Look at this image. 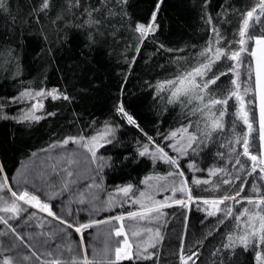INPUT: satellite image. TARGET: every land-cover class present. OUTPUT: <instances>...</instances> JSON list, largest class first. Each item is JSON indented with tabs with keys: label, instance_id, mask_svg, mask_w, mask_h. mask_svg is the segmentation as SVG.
Returning <instances> with one entry per match:
<instances>
[{
	"label": "snow or ice",
	"instance_id": "snow-or-ice-1",
	"mask_svg": "<svg viewBox=\"0 0 264 264\" xmlns=\"http://www.w3.org/2000/svg\"><path fill=\"white\" fill-rule=\"evenodd\" d=\"M164 4L153 0L146 15L136 19L129 0H36L29 5V20L51 21L57 32L63 29L60 22L83 29L85 55L100 38L118 37L116 25L130 33L121 50L129 67L110 114L85 117L75 110L77 95L67 85L49 86L46 75L39 82L18 79L23 75L19 32L7 46L0 45V68L10 69V78L18 80L15 94L0 97V120L38 130L49 118L71 110L67 126L53 130L47 144L26 153L18 166L9 169L7 157L0 155V264H159L162 225L170 215L166 210L178 205L190 212L194 202L205 220L214 219L188 247L185 216L179 264H204L201 253L210 236L213 264H233L238 253L249 257V264H264V0L243 10L230 4L215 14L211 0H200V20L209 35L184 47H172L157 36ZM12 11L10 0H0V12L11 16ZM229 11L239 16L231 38L221 28ZM41 38L46 43L40 52L54 60V43H47L46 34ZM145 41L172 55L154 65L158 75L142 87L151 90L158 110L163 102V111L173 105L181 113L171 122L158 120L152 131L124 99V85ZM245 54L251 86L242 87ZM225 83L229 87L222 88ZM10 106L18 107L9 111ZM237 121L246 126L240 132ZM127 125L140 134L133 138V150L109 154L124 145ZM206 158L210 163L202 166ZM141 160L150 170L136 183L108 184L109 171ZM194 188L208 194L194 193Z\"/></svg>",
	"mask_w": 264,
	"mask_h": 264
},
{
	"label": "trees",
	"instance_id": "trees-1",
	"mask_svg": "<svg viewBox=\"0 0 264 264\" xmlns=\"http://www.w3.org/2000/svg\"><path fill=\"white\" fill-rule=\"evenodd\" d=\"M13 5L12 15L0 12V45L7 46L9 40H13L19 32L23 48L21 58L23 64V75L18 79L25 82L32 80L39 82L42 76L46 75L49 86L54 84L67 85L70 91H73L78 97L75 107L76 111L83 113L85 117L89 114L102 116L110 114V110L116 103L119 95L118 89L123 82V76L129 65L125 63L121 56V50L130 33L126 32L119 25H116L119 32L118 37L106 35L100 38L101 42L91 55H85L87 49L85 45L88 43L86 33L83 29L75 27L73 22H60L63 29L59 32L55 30L51 21L38 22L29 20V5L36 0H10ZM64 4L66 0H59ZM153 0H129L133 18H143L148 9L152 6ZM254 0H211L210 9L215 12L221 8L228 9V5L243 10L244 5H250ZM200 0H165V4L161 8L158 21L161 24V30L157 33L159 39L172 47H184L185 44H200L209 33L202 27L200 20L199 5ZM227 21H231L228 23ZM239 21V16L235 12H228L227 20L221 24V28L231 38V34ZM48 35L47 43H54L57 49L55 59L49 60L46 52H40L45 46L42 35ZM57 35L66 37L63 40L57 39ZM158 45L145 41L141 48L140 56L137 57L135 65H132L131 73L127 77V83L124 85V99L131 110L141 120L142 126L149 131L154 130L158 120H168L169 122L180 119L181 113L178 107L167 105V111L162 109L165 107L163 102L159 106H155L151 97V90L142 87L145 80H150L157 76L159 69L154 65L159 62L161 64L167 61L172 53L164 50L156 51ZM39 53V55H37ZM131 55V49L129 50ZM245 54V66L242 69L241 82L242 87L251 86V82L247 81V65L248 59ZM143 58V59H142ZM251 62L254 64V57ZM222 63V62H221ZM4 68H0V97L11 96L15 94L18 88V80L10 78L8 72ZM221 77V80H225ZM221 82L217 81L219 85ZM227 88V83L221 85ZM251 94L249 93V96ZM59 102H50L52 106ZM231 106L232 101H229ZM18 106H10L9 111H15ZM233 109L230 107L227 119L231 121L233 117ZM71 119V110H66L62 115L55 118H49V121L43 127L38 126V130L25 129L12 121L0 120V155H4L8 160V167L12 169L18 166V161H23L24 156L31 150H38L50 140L51 133L61 125L67 126V121ZM43 124V122H42ZM246 126L242 122L237 121V132L242 131ZM127 135L123 138L124 145L117 147L111 153L115 156L117 153H126L133 150L132 141L134 137L139 136V132L131 125H127L123 130ZM257 135L256 127L252 133L253 138ZM215 146L213 152H215ZM223 150V149H220ZM246 159V158H243ZM210 161L206 158L202 166H207ZM150 170V164H146L141 160L140 163H133L128 167L119 168L115 171H109L108 184H120L123 181H131L136 183L138 179ZM164 171V169H160ZM199 175V173H198ZM251 182V177L249 178ZM191 182V181H190ZM143 187V185H140ZM249 189L246 188L245 191ZM203 192L201 188H194V193ZM106 193L101 194V198H105ZM54 207H59L54 203ZM170 213L167 224L162 225V232L165 239L158 251L159 264H179L176 253L178 251L179 238L185 229V216H187V232L189 241L187 246L191 247V239L200 237L211 227L209 217L205 220V213L198 209L196 203H193L191 211L183 209L180 206H173L167 209ZM174 213V215H171ZM107 213H101L106 215ZM201 221H204L201 223ZM213 237H208L204 242V250L201 253V260L204 264H213L211 258V246L209 241ZM97 245L99 244L96 242ZM125 264H152V261L125 262ZM199 264V261H197ZM233 264H249V257L245 255H237L233 258Z\"/></svg>",
	"mask_w": 264,
	"mask_h": 264
},
{
	"label": "rangeland",
	"instance_id": "rangeland-1",
	"mask_svg": "<svg viewBox=\"0 0 264 264\" xmlns=\"http://www.w3.org/2000/svg\"><path fill=\"white\" fill-rule=\"evenodd\" d=\"M163 194H161V196H162ZM96 242H98L99 244L98 245H100V243H101V241L100 240H97Z\"/></svg>",
	"mask_w": 264,
	"mask_h": 264
},
{
	"label": "crops",
	"instance_id": "crops-1",
	"mask_svg": "<svg viewBox=\"0 0 264 264\" xmlns=\"http://www.w3.org/2000/svg\"><path fill=\"white\" fill-rule=\"evenodd\" d=\"M254 60H255V58H254Z\"/></svg>",
	"mask_w": 264,
	"mask_h": 264
}]
</instances>
